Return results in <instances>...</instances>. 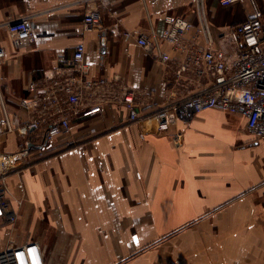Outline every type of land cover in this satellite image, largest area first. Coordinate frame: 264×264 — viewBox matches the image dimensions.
Listing matches in <instances>:
<instances>
[{"label": "crops", "instance_id": "obj_1", "mask_svg": "<svg viewBox=\"0 0 264 264\" xmlns=\"http://www.w3.org/2000/svg\"><path fill=\"white\" fill-rule=\"evenodd\" d=\"M199 1L111 4L122 31L160 35L166 16H181L194 26L185 42L208 47L197 33ZM204 11L215 49L228 28L255 17L264 22V0H204ZM84 14L78 0H0V24L29 16L35 33L32 43L16 46L0 30V122L7 111L15 128L0 136V158L11 166L6 200L17 215L0 227V250L38 243L40 264H264V140L249 133L243 115L207 109L155 134L113 103L84 111L70 135L49 144H41L43 132L24 129L32 117L23 105L29 85L72 59L79 45L92 77L118 75L150 93L145 112L207 85L193 75L177 81L185 56L169 44L162 45L171 57L166 64L135 37L86 33ZM102 14L104 26L115 23L109 9ZM180 131L178 146L172 136Z\"/></svg>", "mask_w": 264, "mask_h": 264}, {"label": "built area", "instance_id": "obj_2", "mask_svg": "<svg viewBox=\"0 0 264 264\" xmlns=\"http://www.w3.org/2000/svg\"><path fill=\"white\" fill-rule=\"evenodd\" d=\"M85 6L83 28L86 33L111 32L125 39L135 37L138 44L150 55L170 63L171 57L162 50L169 44L185 59L175 70L177 81L193 75L198 83L207 80V85L197 93L188 94L172 101L154 112H145L151 101L148 91L131 88L120 76L113 78L91 76L92 66L86 61V48L79 45L73 58L57 69L44 73L42 80L32 82L28 90L32 94L23 105L32 117L24 129L43 132L41 144H49L61 136L72 132V120L90 108L105 107L117 103L130 112V121L140 123L155 134H168L178 122H190L198 113L207 109L243 115L247 129L258 140H264V22L255 17L244 23L228 28L220 37L219 49L215 43L211 26L204 11V0L199 1L201 23L198 37H204L208 47L193 42L187 44L186 36L193 30V24L181 16L168 15L165 29L152 37L137 32L122 31L123 20L118 11L112 8L111 0H78ZM223 6H231L241 0H219ZM109 9L115 23L104 26L102 9ZM7 30L16 46L30 44L35 40L34 29L29 16L9 17L0 24V30ZM194 40V39H193ZM6 53L0 47V60ZM188 79V78H187ZM167 87V83L164 84ZM15 128L9 114L0 122V136L12 133ZM176 145L183 143V133L173 136ZM23 152L25 147L22 146ZM11 171L9 161L0 158V227L4 222L15 223L17 215L7 204L9 193L6 177ZM38 243L8 247L0 250V264H40Z\"/></svg>", "mask_w": 264, "mask_h": 264}, {"label": "water", "instance_id": "obj_3", "mask_svg": "<svg viewBox=\"0 0 264 264\" xmlns=\"http://www.w3.org/2000/svg\"><path fill=\"white\" fill-rule=\"evenodd\" d=\"M105 41H106V38L103 39V42H104V43H105Z\"/></svg>", "mask_w": 264, "mask_h": 264}]
</instances>
